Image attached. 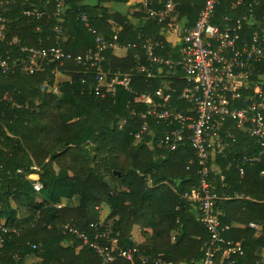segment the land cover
I'll use <instances>...</instances> for the list:
<instances>
[{
	"label": "trees",
	"instance_id": "trees-1",
	"mask_svg": "<svg viewBox=\"0 0 264 264\" xmlns=\"http://www.w3.org/2000/svg\"><path fill=\"white\" fill-rule=\"evenodd\" d=\"M228 1L220 0L217 19L236 13L230 11ZM83 2H67L62 15L67 34L64 51L75 57L93 50V37L78 17L87 12L91 26L107 42L116 35V41L126 46L119 53L109 49L105 63L112 64L123 55L121 67L112 66V70H132L135 89L133 93L120 87L114 92L104 89L97 93L96 82L86 66L69 61L61 70L51 58L43 60L41 69L32 74L23 73L18 66L0 72V264H103L91 246L82 244L64 227L73 225L89 240H95L111 221L99 215L102 205L120 209L113 224L119 247L134 244V224L150 230L141 233L138 255L135 253L131 260L118 256L107 264L199 262L209 233L197 214L185 206L188 201L182 194L197 190L196 181L204 166L209 170L212 193L218 197L216 217L222 227H228L222 233L224 245L241 242L243 254L230 255L234 264H264V154L254 164L242 161L244 156L255 155L249 149L254 141L250 126H238L231 116L215 122L222 137L230 142L227 155L240 158L239 166L241 161L227 166L226 160L209 147L204 164L191 150L189 137L164 156L149 142H156L167 129L180 127L176 122L170 126L167 121L156 123L148 117L150 130L139 140L136 134L142 122L132 119L130 113L147 112L140 95L154 91L143 82L140 65L147 63V55L139 44L157 35L159 25L147 20L134 0H104L96 5ZM111 2L127 3L126 13L109 12ZM174 4L180 16L193 25L201 2L174 0ZM19 6L44 8L36 0L27 5L19 2ZM253 7H261L257 17L262 19L264 0ZM240 9L245 12V8ZM130 16L141 22L132 23ZM56 23L52 16L34 21L19 16L12 34L17 33L18 40L27 46L43 48L39 40L44 41ZM12 51L15 57L17 49ZM156 52L168 56L170 48L165 46ZM172 57L177 59V53L173 52ZM58 74L61 76L55 82ZM181 77L156 79L154 86L163 85L164 94H170L173 111L184 114L191 105L180 98L186 86ZM254 87L250 85V91ZM240 105L237 101L234 108ZM123 120L126 124L120 126ZM240 166L244 168L242 173ZM34 174L35 179L28 178ZM177 206L183 213H178ZM234 217L248 221L247 226L236 225ZM249 222L257 228L250 227ZM2 229L13 231L3 233ZM96 241L102 244L103 237ZM143 256L149 260L143 261Z\"/></svg>",
	"mask_w": 264,
	"mask_h": 264
},
{
	"label": "built area",
	"instance_id": "built-area-1",
	"mask_svg": "<svg viewBox=\"0 0 264 264\" xmlns=\"http://www.w3.org/2000/svg\"><path fill=\"white\" fill-rule=\"evenodd\" d=\"M31 1L0 0V72L7 73L14 66H18L23 73L32 74L41 69L43 60L50 58L55 61L57 69L64 70L68 62L73 61L77 65L86 66L85 70L91 72L97 93L104 89L114 92L118 87L129 93L134 92L133 71L121 72L119 68L113 71L112 64L105 63L109 49L115 53L126 49V46L116 41V35L112 41L107 42L91 26L89 14L81 12L78 17L93 37L94 48L85 55L71 56L64 51L67 34L62 24V15L66 12L68 0H36L44 6L40 10L19 6V2L27 5ZM103 1L85 0L83 3L96 5ZM190 1L201 2L197 19L191 26L189 21L180 16L174 0H134L147 20L159 25L157 35L147 37L139 44L147 55V63L140 65V70L144 73L143 82L154 91H146L140 95L141 101L148 107L147 112L130 113L132 119L142 122L136 137L140 140L149 132L148 117L155 119L156 123L167 121L170 126L176 122L180 127L167 129L156 142H149L150 145L160 149L165 156L167 151L176 150L179 144L189 137L191 150L204 164L209 147L216 155L226 160L227 166H231L233 162H239L241 159L227 155L231 149L230 142L222 137L215 123L223 122L231 116L238 126L249 125L250 136L254 139L249 149L255 155L244 156L242 161L257 163L264 154V16L262 19L257 17L261 7H253L258 0H229L230 11L236 13L217 19L216 7L220 0ZM53 6L54 9L49 14ZM240 8H245V12ZM19 16L27 17L31 21L41 20L44 16L57 19L44 41L39 40L45 47H30L18 38L8 37ZM165 46L170 48L168 56L156 52ZM12 48L17 49L15 57ZM173 52L177 53V59L172 57ZM165 68L167 70L163 72ZM178 70H181V76L186 81L180 98L188 100L191 105V109L184 114L173 111L170 94H164L163 85L154 86L156 79L166 76L182 79ZM86 75L85 72L84 77ZM250 85H255L252 91L249 89ZM237 101H240L241 105L235 109ZM124 124L126 120H123L120 126ZM242 161L237 163V166ZM238 169L241 173L244 171L241 166ZM196 184L197 190L186 192L182 196L188 201L185 206L197 214L199 222L209 233V238L203 245V259L192 264H234L235 259L230 255H242L243 249L240 241L224 245L222 233L228 227H222L216 217L215 201L218 197L212 193V183L206 166L202 168ZM35 185L39 186L37 182ZM123 189L126 190L125 187ZM176 210L183 213L181 206H177ZM118 214H115V217ZM176 221H180L177 215ZM248 225L257 228L255 223L249 222ZM64 227L82 244L91 246L98 257L103 259V264L113 263L118 256L131 260L135 253H140L139 243L130 248L119 247L116 239L109 236L112 229L108 224L104 234L97 233L93 241L73 225L66 224ZM10 231L13 230L2 229L3 233ZM100 237H103L102 244L96 241ZM1 242L0 237V244ZM142 259L149 260L147 256ZM155 262L163 264L161 260Z\"/></svg>",
	"mask_w": 264,
	"mask_h": 264
},
{
	"label": "rangeland",
	"instance_id": "rangeland-1",
	"mask_svg": "<svg viewBox=\"0 0 264 264\" xmlns=\"http://www.w3.org/2000/svg\"><path fill=\"white\" fill-rule=\"evenodd\" d=\"M96 1V0H94ZM103 4V2H102ZM111 9H110V8ZM109 7H108V11L109 12H118V13H122V14H125L126 13V8L128 7V4L127 3H124V2H111L109 4ZM130 21L132 23H135V24H138L140 23L141 21L140 20H137L136 17L134 16H130ZM143 22V21H142ZM113 23V22H112ZM144 23V22H143ZM15 26L11 29V32L9 34V37L10 38H17V33H14L12 34V32L16 31V29H14ZM123 56V55H122ZM122 56H119L118 58L114 59L113 60V63H112V66L114 67H121L122 65ZM61 75L58 74L57 78H55V82H57L59 80V77ZM56 87V86H55ZM7 150H11V148H7ZM37 177V175H29L28 178L29 179H35ZM102 214H99L101 215L102 217H104L105 221H110L113 219V215L116 213V212H119L120 209L119 208H116L114 210L112 209H108V208H105L104 205H102ZM195 215V214H194ZM247 222L246 220H243V219H239L238 217H234V223L238 226H241V227H246L247 226ZM134 228H133V233H131L132 237L136 240V241H141L142 239V231H146L147 233H149V229H145L142 228L141 226H139L138 224H134ZM171 241H172V238H171ZM76 249H78L80 246L78 243H76Z\"/></svg>",
	"mask_w": 264,
	"mask_h": 264
},
{
	"label": "clouds",
	"instance_id": "clouds-1",
	"mask_svg": "<svg viewBox=\"0 0 264 264\" xmlns=\"http://www.w3.org/2000/svg\"><path fill=\"white\" fill-rule=\"evenodd\" d=\"M19 170H17V172H18ZM150 185V184H149ZM119 213V214H118ZM115 214H118V216L117 217H115ZM114 215H113V219L109 222V223H107L108 225H110V227H111V229H112V232L109 234V236L111 237V238H114V239H116L115 238V233H114V230H113V224H114V221L116 220V219H118L119 218V215H120V211L119 212H116ZM131 238H132V240L134 241V244L135 243H139V247H140V243L142 242V240L141 241H136L133 237H132V235H131ZM117 243V242H116ZM133 244V245H134ZM132 245V246H133ZM124 248H130V247H124ZM158 264H160V263H158ZM164 264V263H163ZM181 264H184V263H181Z\"/></svg>",
	"mask_w": 264,
	"mask_h": 264
},
{
	"label": "crops",
	"instance_id": "crops-1",
	"mask_svg": "<svg viewBox=\"0 0 264 264\" xmlns=\"http://www.w3.org/2000/svg\"><path fill=\"white\" fill-rule=\"evenodd\" d=\"M142 240V239H141Z\"/></svg>",
	"mask_w": 264,
	"mask_h": 264
}]
</instances>
